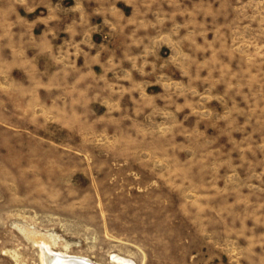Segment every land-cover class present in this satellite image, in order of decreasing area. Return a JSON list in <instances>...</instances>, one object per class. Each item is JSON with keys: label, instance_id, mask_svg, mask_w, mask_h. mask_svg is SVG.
I'll use <instances>...</instances> for the list:
<instances>
[{"label": "rangeland", "instance_id": "1", "mask_svg": "<svg viewBox=\"0 0 264 264\" xmlns=\"http://www.w3.org/2000/svg\"><path fill=\"white\" fill-rule=\"evenodd\" d=\"M40 241L264 264V0H0V264Z\"/></svg>", "mask_w": 264, "mask_h": 264}, {"label": "bare ground", "instance_id": "2", "mask_svg": "<svg viewBox=\"0 0 264 264\" xmlns=\"http://www.w3.org/2000/svg\"><path fill=\"white\" fill-rule=\"evenodd\" d=\"M38 243L41 247L42 264H95L91 260L79 256H71L59 252L54 253L50 244L45 241H40ZM117 262L119 264H130L126 260L121 259H119Z\"/></svg>", "mask_w": 264, "mask_h": 264}]
</instances>
